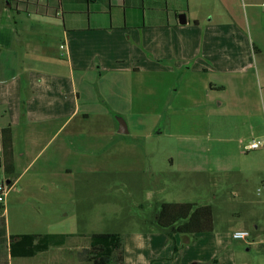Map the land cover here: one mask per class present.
Instances as JSON below:
<instances>
[{
    "label": "crops",
    "instance_id": "0c3cea01",
    "mask_svg": "<svg viewBox=\"0 0 264 264\" xmlns=\"http://www.w3.org/2000/svg\"><path fill=\"white\" fill-rule=\"evenodd\" d=\"M166 72L196 77L207 91L187 116L188 135H199L191 141L220 144L206 149L219 158L204 167L163 154L162 136L179 134L164 131L166 116L149 100L159 87L141 79ZM214 90L222 101L212 97ZM166 106L165 99L161 109ZM179 120L173 110L171 122ZM5 129L11 174L3 166ZM252 141H264V0H0V178L8 187L0 264H91L79 255L91 209L83 194L109 186L105 176L114 188L146 192L125 209L144 211L141 220L149 227L114 232L122 237L123 264H164L172 252L175 264H251L218 257L222 240L196 241L213 236L214 228L168 238L156 219L160 204L179 203L163 197L166 174L187 180L186 187L196 174L210 185L216 175L236 200L221 202L218 211L228 207L233 233H250L248 242L234 241L244 253L264 250V142L247 151ZM250 185L259 188L250 193ZM200 206L211 208L214 222L217 206ZM21 235L69 237L33 257H11L10 238ZM68 244L78 253L73 260L58 253Z\"/></svg>",
    "mask_w": 264,
    "mask_h": 264
},
{
    "label": "rangeland",
    "instance_id": "374dc122",
    "mask_svg": "<svg viewBox=\"0 0 264 264\" xmlns=\"http://www.w3.org/2000/svg\"><path fill=\"white\" fill-rule=\"evenodd\" d=\"M249 29L251 30V28ZM195 80H197L196 77H183L179 76L176 73L166 72L162 75H146L141 79V82L147 85H156L159 87L160 92L154 93V97L152 98L148 97L149 100L154 103V107H152V110H159V112H163L166 116L163 119V127L166 133L170 132L179 134L162 136V144L164 147L163 154L165 156L171 154L174 157L178 155L181 162L188 159H193L195 163L201 162L200 166L204 167V163L208 159L211 161V159L219 158L215 155L212 156L211 152H213V150L210 151V153H208V150L210 148L216 149L218 146H220V144L210 143L209 140L207 141L205 138L199 137L197 138H199L200 141H191L190 139L192 137L199 135H188L191 132V125L189 123V120L191 119H189L187 116H189L192 111L196 110V108L191 107V105L195 100L198 101L200 99H203L204 94L207 93V91L205 93V89H203L201 82L197 81V83H195ZM212 97L218 102L223 100L222 94L218 90H214L212 92ZM165 99L169 101V106H166L161 109L162 102ZM157 102L159 103V105ZM173 110H177L180 119H183V121L179 120V122H177L176 124L171 122ZM168 118L170 119V121ZM260 142L262 147V142L264 141ZM207 148L209 149L206 151ZM188 152H191L192 155H189ZM235 162L237 163V161ZM169 176L170 174H166L165 190L163 192V197L166 201H176L179 203L193 202L198 205L214 204L215 208L217 206L213 222V228L215 229L213 233L215 234H213V236H197L196 241H199L206 237L207 239L212 238L214 241L222 240L224 244L226 242L225 248L223 250L218 251L216 255L218 257L220 256L221 259H227L232 263L248 262L253 264V261L257 260L258 264H264V250H262L261 248H255L252 249V251L244 253L242 243L235 242L232 239V234L235 226L233 223V219L227 214L229 212L228 207L225 208L226 210L223 212H221L220 210L218 211V209H220L219 204L221 202H236V200L224 193L222 184L219 181L217 182L218 179L216 175H210L212 178H210V185L209 179L205 180L204 174H196V183L194 185H191V187H186L187 180L179 178L171 181L168 180L170 179ZM102 179L107 181L108 185L110 186V178L105 176V178ZM83 180L84 179L80 180V182H82ZM4 181L5 179L3 177L0 178V182L4 183ZM119 182L122 183L120 179H118V183ZM213 182L217 188L212 187ZM109 186L84 189L83 195H85L86 197H88L89 200H91V209L88 211V213L90 214L89 220L86 221V223L80 221V223L85 224L84 227H81L82 233L88 234L83 235L82 238H80V248H83L85 250L80 251L79 255L81 254L84 258L88 255L87 251L90 249L89 236L91 235L108 234L114 232L126 233L128 231H138L144 229L145 227H149L148 224H143L141 220V218L145 215L144 211L137 209L136 206L134 209H125L128 206V202L143 201V199L146 197V192L142 194V190H139L138 192L133 193L130 189L124 187L118 186L117 188H114L112 186ZM256 188L259 187L250 185L247 191L250 193H255ZM148 207V204L144 206L145 209H147ZM114 210H117V217L112 216ZM0 213L3 214L2 205H0ZM10 216L11 212L9 213V217ZM185 249L186 247L184 246V248L180 250L181 252L179 254L183 256L185 254ZM58 253H60L63 259L68 260L75 259V255L78 254L76 251H73L71 244H68L65 250ZM54 254L55 253H53V256L56 257ZM175 254L176 252L169 253L168 256L163 254L164 257H166L163 261L164 264H175L177 260V257L174 256ZM241 256L247 261H239ZM111 264L117 263H115L113 260L111 261Z\"/></svg>",
    "mask_w": 264,
    "mask_h": 264
},
{
    "label": "trees",
    "instance_id": "16d2710c",
    "mask_svg": "<svg viewBox=\"0 0 264 264\" xmlns=\"http://www.w3.org/2000/svg\"><path fill=\"white\" fill-rule=\"evenodd\" d=\"M2 158L6 174L12 173L11 137L9 129L1 131ZM2 205V204H0ZM156 226L168 238L174 234L192 235L212 231V210L209 206L194 203H162L157 211ZM69 236L21 235L12 236L9 243L11 257H33L50 246H60ZM44 239V242H41ZM90 249L85 259L91 264H123L122 237L108 233L89 236Z\"/></svg>",
    "mask_w": 264,
    "mask_h": 264
},
{
    "label": "built area",
    "instance_id": "2783aa9c",
    "mask_svg": "<svg viewBox=\"0 0 264 264\" xmlns=\"http://www.w3.org/2000/svg\"><path fill=\"white\" fill-rule=\"evenodd\" d=\"M261 147L260 141H252L247 146V151L259 149ZM8 193V187L4 183H0V204H4ZM232 239L235 241L248 242L250 239V233L248 231H236L232 234ZM260 243L264 245V235L260 239Z\"/></svg>",
    "mask_w": 264,
    "mask_h": 264
},
{
    "label": "water",
    "instance_id": "95a60500",
    "mask_svg": "<svg viewBox=\"0 0 264 264\" xmlns=\"http://www.w3.org/2000/svg\"><path fill=\"white\" fill-rule=\"evenodd\" d=\"M122 127H124V124L122 123V121L119 119L118 120V129H119V133H123V129ZM192 264H196V263H192Z\"/></svg>",
    "mask_w": 264,
    "mask_h": 264
}]
</instances>
